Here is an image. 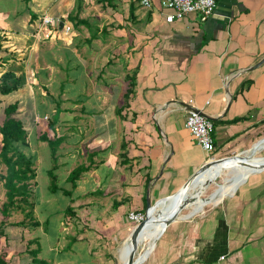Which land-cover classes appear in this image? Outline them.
<instances>
[{
  "label": "crops",
  "instance_id": "obj_1",
  "mask_svg": "<svg viewBox=\"0 0 264 264\" xmlns=\"http://www.w3.org/2000/svg\"><path fill=\"white\" fill-rule=\"evenodd\" d=\"M145 1L115 0L114 7H102L95 0H0V78L11 72L35 79L30 86L50 101L56 98L42 81L65 79L61 90L70 88L81 104L73 113L59 110L58 135L47 126L43 130L64 139L55 174L61 189L72 192V202L62 192L53 196L75 212L83 231L76 243L128 239L135 227L131 212L146 213L148 201L176 194L211 159L247 150L264 138V65L235 74L264 58V0H218L207 20L193 13L174 23L166 21L161 0H147L149 6ZM46 16L56 23L46 26ZM78 20H87L94 34L81 25L77 31L83 27L89 35L68 47L77 37ZM188 105L215 119L214 153L186 128ZM50 156L51 182L52 151ZM79 167L89 170L74 188L69 178ZM262 170L225 203L169 225L145 264H264Z\"/></svg>",
  "mask_w": 264,
  "mask_h": 264
},
{
  "label": "rangeland",
  "instance_id": "obj_2",
  "mask_svg": "<svg viewBox=\"0 0 264 264\" xmlns=\"http://www.w3.org/2000/svg\"><path fill=\"white\" fill-rule=\"evenodd\" d=\"M23 6V4L18 5L17 8L19 12H23L25 10L23 9ZM77 30H79V28L75 29L74 32L75 34H77V37H73L74 39L72 40V42H67L69 44L68 47L74 46L76 43L78 44L81 40L83 41L85 37L89 35L87 30L83 27L81 28L82 31H80V33ZM58 41H60V43L64 42L63 40ZM64 80L65 79H49L48 81L43 80L42 83H45L47 85L49 84L48 88L51 91L52 97H55V100L61 101V110L71 109V112L73 113V108H79L81 104L76 99H74L73 94L69 95L70 88L61 90L60 84L64 85ZM25 83H28L27 89H23L15 95L4 98L0 97V99L3 100L4 104L15 102L16 100H19L22 104L20 117L25 121V128L29 131V135L31 136H29L31 148L29 150L25 149L24 151L27 154H35L37 156L35 165L33 166L37 171V178L32 182V191L34 192V194L38 193L39 199L38 205L35 209V213L31 216L29 221H33L35 219L44 222L46 219L50 218L52 229H50V231H47L44 225L39 228L18 227L15 224L22 222L26 218L25 214L22 211L13 210L9 218H5L0 212V259H3L7 264H121L119 258L120 250L127 243V238L110 245H106L107 241H101L99 244H96V241H94L95 244L88 243V246L86 245V243L73 244L72 239L76 236L78 237L82 230H80L79 224L74 221V217L71 218L65 214V210L67 208L66 206L68 205V203H59V200L50 193L51 182L49 177L47 176V172L53 166L50 156L51 150L48 145L46 146L45 142H42L38 139L39 136L44 132L43 130L46 129V123L49 124V121H52L51 114L52 116L57 117L58 121L60 120L62 115H60L61 112L56 115V111H53V108H55V103L53 101H50L49 99H46V96L42 91L30 86V84L34 85L32 83H35V79H25L24 84ZM45 84L41 85L46 86ZM80 87H82V84ZM90 87L91 86L89 85L88 88ZM29 95H32L33 99L30 98ZM57 97L60 98L58 99ZM67 98L70 99L67 100ZM4 104L0 105V110ZM43 104H49V106L47 107ZM43 112H45V114ZM65 116L73 117L72 114H67ZM86 118L90 119V116L88 115L86 116ZM76 120H78V118ZM35 126H37L38 128H36ZM33 127L35 128V130ZM55 128L57 129V127ZM49 133L53 137L54 133L51 130ZM72 133L73 131L66 132L60 130V134ZM1 141L2 137L0 135V150L2 147ZM263 145L264 141L259 144L256 143L255 146H253L255 148L258 146L261 147ZM253 146L248 148L247 150L239 151L236 154L232 153V155L227 157L245 155L248 151L254 150ZM44 147H46V150L44 152L45 155L42 156ZM258 148L256 150H258ZM253 152L254 151H251L250 154H253ZM258 155L259 157L264 158V150L261 151V153H259ZM6 171V165H4L0 159V177L5 175ZM59 173H62V170H60ZM61 175L63 174H60V177ZM63 177H66L65 173ZM35 182H38V187L34 184ZM223 182V179L219 178L217 180V184H210L206 188L205 193L202 195L203 198L209 197L216 190L217 185L222 184ZM60 185L62 187L64 186L62 178H60ZM231 198L232 196L230 197L228 195V197L225 198L221 203L223 204ZM6 200V189L4 188L3 181L1 179L0 207H2L3 203ZM213 207L215 206L207 205L205 206L204 211ZM191 210L192 208L184 210L181 216L189 214ZM89 231L90 230L87 231V229H85V235H87L88 238H92L93 234L88 233ZM34 239H36L38 242L33 243L31 246H29L28 242ZM38 246H40L41 248L38 259L43 260V263H34L33 256L28 252L29 249H37ZM92 246L94 247L93 249ZM143 248L144 247H139L138 253H141L143 251ZM5 259L9 262H7Z\"/></svg>",
  "mask_w": 264,
  "mask_h": 264
},
{
  "label": "trees",
  "instance_id": "obj_3",
  "mask_svg": "<svg viewBox=\"0 0 264 264\" xmlns=\"http://www.w3.org/2000/svg\"><path fill=\"white\" fill-rule=\"evenodd\" d=\"M26 3L29 0H25ZM115 0H95L96 4L102 5V7H114ZM131 15L134 17V9L131 8ZM71 20L75 21L73 16H69ZM84 25L92 34L94 30L90 23L87 20H78L75 23V27ZM95 38V36H93ZM130 87L126 94L127 101L131 94L133 93L137 73L136 71L130 77ZM24 86V79L18 78L14 73L7 72L0 78V95L4 98L13 93L18 92ZM245 90L243 88L242 92ZM57 110L56 115L60 113L61 103L56 102ZM126 101V102H127ZM4 104L3 100L0 99V105ZM127 103L123 107L119 108L124 111L127 108ZM21 102L19 100L15 102L5 103L0 110V135L2 136V147L0 150V159L1 162L6 165V174L0 177L2 179L4 188L6 189V198L7 200L0 207V212L5 218H9L13 210H20L25 214V220L15 224L18 227L22 228H39L45 226L46 230L50 231L52 229V224L50 218L46 219L44 222L39 220H30L31 216L35 213L36 206L38 205V193L34 194L32 191V182L37 178V171L34 169L35 160L37 156L35 154H27L24 150L30 149L29 142V131L25 128V121L20 117L21 114ZM52 121H49V124L46 123L53 132L56 130V125L58 123L57 117L51 116ZM244 120V117L236 118L233 120V123ZM215 124V122H214ZM40 141L47 142L52 151V155L55 161V166L53 170L50 171L51 185L50 193L52 195H59L63 193V196L72 200V192L62 190L59 186V178L55 174L56 164H57V152L64 141L63 138L54 137L50 138L49 135L45 132L39 137ZM89 169L86 167H79L74 170L69 178V182L76 188L77 181L80 176L87 172ZM37 185V183H34ZM66 215L73 218L75 212L71 205L66 208ZM29 221V222H28ZM5 225V223H4ZM52 233V232H51ZM54 235V234H53ZM73 244L78 242L77 238H73ZM36 239L28 242V245L31 246L33 243H37ZM41 248L37 247L35 250H28L29 254L33 256L34 263H43V260L38 259V255ZM0 264H7L3 259H0Z\"/></svg>",
  "mask_w": 264,
  "mask_h": 264
},
{
  "label": "bare ground",
  "instance_id": "obj_4",
  "mask_svg": "<svg viewBox=\"0 0 264 264\" xmlns=\"http://www.w3.org/2000/svg\"><path fill=\"white\" fill-rule=\"evenodd\" d=\"M263 150L264 145L259 147L258 150H255L253 154H250L252 151L250 150L247 152V154L240 156V159L248 162L250 166H243L238 164L229 165L226 167L214 166L203 173L193 185V189L189 192V195H194L197 193L201 195L196 200V203L190 206V208H192L191 212L187 215L181 216V218H187L190 215L202 213L205 206H216L225 198H227L228 195H233L234 193H236L238 188L242 184H244L245 180H248L253 175V171L258 172L259 170L263 169L264 158L259 157L258 155ZM263 171L264 169L262 170V172ZM219 178H222L224 182L217 185L216 190L209 196L210 203L206 204L207 202L202 201V195L205 193L206 188L210 184H217V180ZM180 203L181 201L179 200H172L170 203L161 205L156 211H153L152 218L157 219L160 216L166 218L175 210H177ZM163 232L164 222L162 220L159 222L151 223L149 227L143 231L139 239L138 247L144 248L141 253H137L136 255L135 259H138L137 264H145L146 260L150 258L156 247L155 241L162 236ZM131 248V242L127 241L125 246L120 250L119 258L121 264H125L127 262L129 254L131 252Z\"/></svg>",
  "mask_w": 264,
  "mask_h": 264
},
{
  "label": "water",
  "instance_id": "obj_5",
  "mask_svg": "<svg viewBox=\"0 0 264 264\" xmlns=\"http://www.w3.org/2000/svg\"><path fill=\"white\" fill-rule=\"evenodd\" d=\"M63 26H64V23H61L60 27L63 28ZM263 65H264V58L261 61H259L257 64H255L254 66H252L250 68H247V69H242L241 71H239V73H235V74L237 75V74H242V73H247V72H253V71L259 69L260 67H262ZM227 91H228V89H227ZM188 106H189V109H188L189 112L199 113L200 115L204 116L205 118H207L209 120H212V121H215V119L209 117L203 111L198 110V109H196L194 107H191L190 105H188ZM263 141H264V139H261L260 141L257 142V144H259V143H261ZM254 146H253V148H254ZM240 156H242V155H236V156H233V157H224V158H220V159L211 160L208 163H206L199 171H197L183 185V187L176 194H174V195H172L170 197H167L165 199H161L159 202H157L155 204H151V202L148 201V210L146 212L147 217H146L145 221H143L139 225L135 226L133 228L132 232L130 233L128 239H127L128 241L131 242L132 248H131V252L129 254L128 260H127V262L125 264H137V260L138 259H135V258H136V255L138 253L137 251L139 249L138 244H139L140 236L143 233V231L149 227V225L151 223L159 222V221L162 220L164 222V231H165L169 225H171L177 219H181V214H182V212L184 210L190 208L191 205L196 203V200L200 197L201 194L197 193V194H194V195H189V192L193 189V185H194L195 181L203 173H205L207 170H209L210 168H212L214 166L226 167V166L234 165V164L243 165V166L244 165L245 166H250V164L248 162L243 161L242 159H240ZM263 169H264V165H263ZM254 173H256V171L252 172V174H254ZM246 181H247V179L245 180V182ZM172 200L181 201V203H180L179 207L177 208V210H175L172 214H170L166 218H164L162 216L158 217L157 219H153L152 218L153 211H156L163 204L170 203ZM202 201L207 202L206 204L210 203L209 197L202 198ZM190 216H192V215H190ZM190 216H188V217H190ZM158 240L159 239H157L155 241L156 242L155 246L157 245Z\"/></svg>",
  "mask_w": 264,
  "mask_h": 264
},
{
  "label": "built area",
  "instance_id": "obj_6",
  "mask_svg": "<svg viewBox=\"0 0 264 264\" xmlns=\"http://www.w3.org/2000/svg\"><path fill=\"white\" fill-rule=\"evenodd\" d=\"M217 4L218 0H161L160 8L166 15V21L174 23L193 13H199L202 20H207L215 13ZM145 5L149 6L150 2L146 0ZM43 22L46 26L56 23L54 18L48 16L43 19ZM65 31L69 32V28H65ZM186 128L206 152L210 154L215 152L216 147L213 138L215 126L212 120L199 113L189 112L186 119ZM214 159L216 158L211 160ZM146 217L145 212H131L129 214V220L136 226L145 221Z\"/></svg>",
  "mask_w": 264,
  "mask_h": 264
}]
</instances>
